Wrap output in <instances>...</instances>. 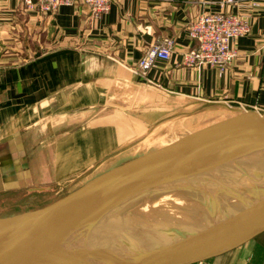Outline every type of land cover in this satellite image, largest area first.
<instances>
[{
	"label": "crops",
	"instance_id": "crops-1",
	"mask_svg": "<svg viewBox=\"0 0 264 264\" xmlns=\"http://www.w3.org/2000/svg\"><path fill=\"white\" fill-rule=\"evenodd\" d=\"M237 1L222 10L246 16L250 31L232 41L237 57L219 74L182 63L194 45L188 36L198 11L193 0H114L96 20L80 4L41 15L24 10L20 0H0V194L73 181L105 147L120 148L121 119L129 120L132 137L150 126L148 114V120L128 115L137 109L121 102L156 103L159 108L150 109L166 114L170 102L264 113V0L252 10L249 0ZM163 38L173 43L170 58L155 61L145 76L134 73L147 47ZM108 104L111 122L101 115ZM25 174L31 187L6 186ZM196 264H264V237Z\"/></svg>",
	"mask_w": 264,
	"mask_h": 264
},
{
	"label": "water",
	"instance_id": "water-1",
	"mask_svg": "<svg viewBox=\"0 0 264 264\" xmlns=\"http://www.w3.org/2000/svg\"><path fill=\"white\" fill-rule=\"evenodd\" d=\"M201 111L222 114L59 196L0 214V264H196L264 237V113ZM168 195L200 197L202 220L149 239L111 236L92 247L82 239L106 213Z\"/></svg>",
	"mask_w": 264,
	"mask_h": 264
},
{
	"label": "rangeland",
	"instance_id": "rangeland-1",
	"mask_svg": "<svg viewBox=\"0 0 264 264\" xmlns=\"http://www.w3.org/2000/svg\"><path fill=\"white\" fill-rule=\"evenodd\" d=\"M119 105L121 108H127L130 105V109H137V111L131 112L126 110L128 115H144L145 118L143 119L148 120V118H152V120L150 119L152 123L150 126L145 125L143 129L137 128L135 136L132 137L130 134H127V126L125 125V123L129 120L126 121L121 119L120 124L122 125V129L124 128L125 131L123 132L122 129L119 130L121 132L120 140L122 141V144L120 143V148L118 150H107V147H105L104 156L102 157V154L100 153L101 151L98 149L100 152L96 156L97 159L95 160L94 165L72 177L73 181L55 184H42L41 186L44 187H42L41 190L34 189L31 191L29 189H22L19 191H6L1 193L0 214L23 210L26 206H32L37 202H44L51 197L59 196L66 191L80 186L87 179L94 177L95 175L132 157L144 153L147 150L158 147L166 141H169L182 133L193 130L214 118H210L211 115L204 116L205 112L200 109H195L193 105L186 102L184 103V109L182 106H177L176 104H172V102H170V108L167 114L150 109L159 108L156 103H153V107L149 106L147 103L140 102H134V104L121 102ZM172 105L176 106L174 107ZM106 106L107 107L103 110V114L101 115H104L103 117H105L104 119L106 122H111L112 118L107 117L112 113V104H108ZM205 107L207 106H202V108ZM100 109L101 108H98V110ZM146 114H148V118ZM94 121H96L95 118L94 120H89L87 124L90 125V123ZM93 137L95 138L96 134L93 135ZM21 157V162H23L22 172L26 173L23 155H21ZM13 183L14 184H6V186L16 188L18 186L31 187L32 181L30 180V177L25 174V176L21 175V177H19L18 183ZM174 199L175 197H165L161 198L159 202H155L154 204L147 203V210L145 209V211L141 209L142 206L137 210H125L122 214L118 215L117 218L113 220L111 219L110 221L108 220L107 224L102 229L100 235L101 240H107L111 236L124 239L134 237L143 238L146 237V235L152 230L156 233V231L167 229L168 227L175 226L176 224L181 225L190 221L193 222L202 220L201 218L204 214V207L200 202H198V200L189 199L184 201L186 199H180L176 201ZM198 199L202 201L201 198Z\"/></svg>",
	"mask_w": 264,
	"mask_h": 264
},
{
	"label": "built area",
	"instance_id": "built-area-1",
	"mask_svg": "<svg viewBox=\"0 0 264 264\" xmlns=\"http://www.w3.org/2000/svg\"><path fill=\"white\" fill-rule=\"evenodd\" d=\"M114 0H20L24 10L41 15L54 13L61 6L80 4L88 13L90 20H96L105 14ZM237 0H193L198 11L188 27V36L194 42L193 47L183 56L182 63L187 67H211L222 74L236 59V50L232 41L246 36L250 25L246 16L226 12L222 9L237 5ZM260 0H249L247 7L256 8ZM216 4L219 10H210ZM172 41L163 38L149 45L137 63L134 73L145 76L155 61H166L172 52Z\"/></svg>",
	"mask_w": 264,
	"mask_h": 264
},
{
	"label": "bare ground",
	"instance_id": "bare-ground-1",
	"mask_svg": "<svg viewBox=\"0 0 264 264\" xmlns=\"http://www.w3.org/2000/svg\"><path fill=\"white\" fill-rule=\"evenodd\" d=\"M171 195V194H170ZM170 195H168V196H166V198H169L170 197ZM200 198V197H199ZM180 199H186V200H184V201H187V200H189V199H195V200H198V202H200V203H202V201H200L198 198H193V197H190V198H181V197H179V198H175L174 200H176V201H178V200H180ZM216 201H218V203L220 204V205H222V209L223 210H225V208L224 207H228L229 206V203L227 202V200L226 199H223V198H218V199H216ZM157 202H159V201H157ZM147 203L148 202H146V203H144V204H142V205H140L139 207H136V208H134L135 210H137V209H139V208H141V206H142V210L143 211H145V209L147 208ZM231 206V205H230ZM228 209V208H227ZM147 210V209H146ZM204 212V211H203ZM204 213H206V212H204ZM118 217V215H110V214H108V213H106L105 215H103V216H101V217H99V218H97V221L94 223L93 222V224L91 225V227L87 230V232H85L84 233V235L82 236L83 238V240L86 242V244H87V246H89V247H92L93 245H95L96 243H97V241H100L101 240V232H102V229L104 228V226L107 224V222H108V220L110 221L111 219L113 220V219H115V218H117ZM169 222V221H168ZM177 225H179V224H177ZM180 226H185V225H180ZM154 234V231H150V233L149 234H147L146 235V238H154L153 236V234ZM158 234V233H157ZM144 241H146V240H144Z\"/></svg>",
	"mask_w": 264,
	"mask_h": 264
}]
</instances>
